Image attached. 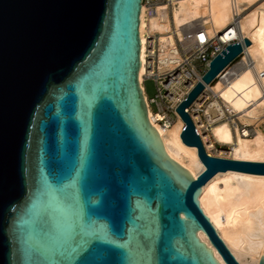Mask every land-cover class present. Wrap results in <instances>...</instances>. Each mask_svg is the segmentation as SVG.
<instances>
[{"label": "water", "instance_id": "95a60500", "mask_svg": "<svg viewBox=\"0 0 264 264\" xmlns=\"http://www.w3.org/2000/svg\"><path fill=\"white\" fill-rule=\"evenodd\" d=\"M140 1L0 0V264H239L197 195L264 160L209 154L184 107L249 40L226 43L174 108L193 176L147 117Z\"/></svg>", "mask_w": 264, "mask_h": 264}, {"label": "bare ground", "instance_id": "6f19581e", "mask_svg": "<svg viewBox=\"0 0 264 264\" xmlns=\"http://www.w3.org/2000/svg\"><path fill=\"white\" fill-rule=\"evenodd\" d=\"M256 1L258 0H179L171 10L175 26L203 20L208 30L224 28L221 31L223 39L234 36L239 39L248 38L249 42L242 47L246 53L245 65L226 78L210 83L215 97L213 102L220 99L245 124L259 121L261 112L264 120V4L244 12ZM233 10L242 13L237 18L236 25H227L232 19ZM148 26L150 29L162 30L168 23L152 16ZM142 29L140 8L137 73L140 86L143 72ZM258 72L261 74L258 75ZM146 113L165 152L196 176L203 164L196 154V147L181 142L179 132L183 122L180 117L177 116L170 126L162 128L153 121V118L159 117L158 113H151L147 108ZM209 130L216 141L230 147L228 157L264 160L262 131L256 129L251 134L245 128L239 130L235 123L232 127L225 119L211 124ZM201 138L208 151L211 139L205 133H201ZM197 199L202 211L239 264H256L259 253H264V174L234 169L218 170L203 183Z\"/></svg>", "mask_w": 264, "mask_h": 264}, {"label": "built area", "instance_id": "2783aa9c", "mask_svg": "<svg viewBox=\"0 0 264 264\" xmlns=\"http://www.w3.org/2000/svg\"><path fill=\"white\" fill-rule=\"evenodd\" d=\"M178 2L179 0L140 1L143 19L141 32L143 72L140 87L146 108L151 113L159 114V117L153 118V121L162 128L170 126L178 116L174 109L175 106L200 79L209 59L219 52L226 43L240 40L236 36L223 39L221 31L224 28L217 31L208 30L203 20L184 22L178 26L173 25L171 10ZM241 13L242 11L233 10L232 19L227 25H236L237 18ZM152 16H156L159 21L167 22L168 26L162 30L150 29L148 23ZM244 55L246 53L242 49L214 78L221 79L229 76L239 67L244 66L246 63ZM199 66L202 68L200 69ZM147 78L154 82L155 92L152 96H147L144 92L143 81ZM210 82L204 84L202 90L184 107V110L192 119L201 141V133H205L211 139L209 147H212L213 144L221 143L210 134V125L227 118V114L231 113L220 101L213 102L214 91L209 85ZM197 97L198 100H196ZM151 104L153 108H151ZM238 127L240 130L245 128L250 132L254 126L241 124Z\"/></svg>", "mask_w": 264, "mask_h": 264}, {"label": "rangeland", "instance_id": "374dc122", "mask_svg": "<svg viewBox=\"0 0 264 264\" xmlns=\"http://www.w3.org/2000/svg\"><path fill=\"white\" fill-rule=\"evenodd\" d=\"M261 3H263L264 4V0H258V1H256L254 4H252V5H250L249 7H248V10L246 11H244V12H248V11H250V10H252V9H254L256 6H258V5H260ZM172 14V13H171ZM199 68L201 69L202 68V66H199ZM227 77V76H226ZM226 77H223V79L224 78H226ZM218 79V77H215L210 83L211 84H213L216 80ZM210 84V85H211ZM143 86H144V92H145V94L147 95V96H152L153 94H154V92H155V86H154V82H153V80L152 79H149V78H147V79H145L144 81H143ZM215 99V97L213 98V100ZM218 101H220L221 103H222V101L219 99ZM224 105V104H223ZM151 108H153V105L151 104ZM227 108V107H226ZM228 109V108H227ZM228 111H230L229 109H228ZM230 113L231 114H227V118H225V120L227 121V122H231L230 124H231V126L232 127H234V123L236 122L237 123V125L238 126H240L241 124L242 125H245V123H244V121L241 119V118H239L238 117V115H235L234 113H232L231 111H230ZM261 115V119L260 120H262V121H258V120H253L254 122H252V121H249V122H246V124L248 123V125L249 126H254L253 127V129L251 130V134L257 129V130H260V131H262L263 133H264V120L262 119L263 118V112H261L260 113ZM235 121V122H234ZM256 122V123H255ZM259 122V123H258ZM236 123H235V125H236ZM236 125V126H237ZM237 126V127H238ZM238 129L240 130V128L238 127ZM242 129H244V128H242ZM207 151V150H206ZM229 151H230V147L228 146V145H226V144H218V143H216V144H213V146L212 147H208V153L209 154H211V155H215V156H221V157H228L229 156Z\"/></svg>", "mask_w": 264, "mask_h": 264}]
</instances>
